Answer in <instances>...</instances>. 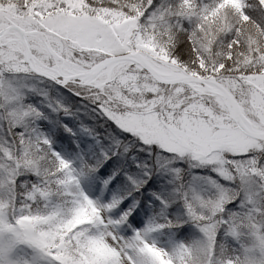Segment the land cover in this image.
<instances>
[{
    "label": "snow or ice",
    "instance_id": "6c2138e0",
    "mask_svg": "<svg viewBox=\"0 0 264 264\" xmlns=\"http://www.w3.org/2000/svg\"><path fill=\"white\" fill-rule=\"evenodd\" d=\"M0 264H264V0H0Z\"/></svg>",
    "mask_w": 264,
    "mask_h": 264
}]
</instances>
